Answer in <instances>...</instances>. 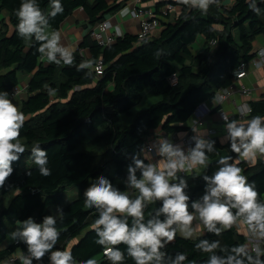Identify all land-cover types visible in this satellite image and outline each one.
<instances>
[{
    "label": "trees",
    "instance_id": "1",
    "mask_svg": "<svg viewBox=\"0 0 264 264\" xmlns=\"http://www.w3.org/2000/svg\"><path fill=\"white\" fill-rule=\"evenodd\" d=\"M121 1L62 0L64 11L50 18L49 28L60 30L77 10L83 11L93 27L118 10ZM20 2L0 0V12H9L12 26L10 33L0 35V90L10 93L20 87L22 76H30L27 98L20 107L26 115L20 137L26 151L13 162L12 175L0 187V264L10 257L16 258L14 264H21L20 257L27 252L22 242L7 243L12 228L29 217L41 223L44 216L55 215L58 207L64 216H57L60 238L54 250H70L77 264L92 257H100L99 264H110L102 246L95 243L92 225L98 213L85 206V193L100 176L125 190L130 156L145 146L153 132H186L197 107L214 100L217 91L235 83L234 71L255 58L254 42L264 37V2L257 0L261 9L257 14L246 0H236L230 7L215 1L206 12L192 8L184 0H172L181 8V14L175 21L163 20L158 36L140 40L127 33L107 47L85 38L81 48L88 49L89 56L77 53L71 65L44 61L36 51L39 42L17 35L15 10ZM39 2L43 12L50 11L48 0ZM165 4L159 3L157 11ZM111 6L114 7L107 12ZM200 36L208 43L194 54L192 45ZM213 40L217 41L215 47L209 44ZM89 58L95 63L103 60V76L96 78L93 70L91 75H85L88 70H77L81 60ZM175 74L178 78L173 84L170 78ZM49 87L55 89L51 95ZM146 91L159 100L134 113ZM251 107L248 120L264 116V97L251 103ZM124 117L131 121L121 122ZM212 140L220 147L215 138ZM37 143L47 152L51 170L48 176L41 175L34 164L24 169L21 166ZM208 155L210 162L217 158V152ZM217 167L218 163L186 176L192 200L204 193L206 182L202 176H211ZM239 167L248 181L254 182L258 199L264 200V160ZM71 187L77 188V195L65 204V193ZM158 206L159 202L149 205L146 219ZM200 239L219 240L221 246L228 247L247 242L234 225L219 236L205 231L193 239H184L178 233L163 251L172 256L185 253V264H204L208 254L194 247ZM33 264L39 262L34 260ZM42 264H50L47 254ZM123 264L134 261L126 258Z\"/></svg>",
    "mask_w": 264,
    "mask_h": 264
},
{
    "label": "clouds",
    "instance_id": "2",
    "mask_svg": "<svg viewBox=\"0 0 264 264\" xmlns=\"http://www.w3.org/2000/svg\"><path fill=\"white\" fill-rule=\"evenodd\" d=\"M48 2L50 11L45 13L39 0H21L15 10L16 33L24 40L39 42L36 51L41 58L56 65H71L73 49L61 42L59 30H48L50 18L64 11L62 0ZM214 2L184 0L185 4L205 12ZM246 3L257 14L261 12L257 0ZM103 27L107 29L110 24L105 22ZM94 64V59H83L77 70H88L85 75H91ZM54 91L49 87V95ZM223 119L226 135L221 143L230 142L231 150L238 154L236 162H232L230 155L221 156L217 170L211 176H202L206 183L198 199L192 200L188 194L186 176L194 170L208 168V154L216 152V141L206 138L207 131L196 128L190 138L192 144L187 148L160 137L132 154L125 190L114 186L105 176H100L88 189L85 206L98 213L92 225L95 243L102 246L110 264H123L126 258H131L134 264H185V253L172 256L163 251L178 233L184 239H193L203 229L219 236L234 225L246 226L249 241L228 247L221 246L219 240L200 239L194 247L208 254L204 264H264V200L258 199L254 182L250 183L238 166L241 160L255 164L258 157H264V116H252L247 123L229 120L227 116ZM25 120V113L13 102L10 93L0 90V187L12 175L13 162L26 151L20 138ZM30 159L41 175H50L47 152L39 143L32 145ZM157 202L159 206L146 219L145 210ZM57 212L63 218V209L58 207ZM19 223L20 227L10 236L13 241L27 245V252L20 257L21 264H33L34 260L42 264L46 254L50 264H77L70 250H54L60 238L56 215L44 216L41 223L32 217ZM119 245L126 247L121 249ZM80 264H97V260L92 257Z\"/></svg>",
    "mask_w": 264,
    "mask_h": 264
},
{
    "label": "built area",
    "instance_id": "3",
    "mask_svg": "<svg viewBox=\"0 0 264 264\" xmlns=\"http://www.w3.org/2000/svg\"><path fill=\"white\" fill-rule=\"evenodd\" d=\"M129 16L131 19L135 20L139 26V30L136 33V36L140 39L154 38L158 36L163 28V20L168 21L170 15L177 13L178 9H181L179 6L168 2L161 9L160 12L157 11L154 7L146 6L143 0H130L128 4ZM180 16V15H179ZM105 22L110 24V27L105 29L103 25ZM119 33L116 27V24L113 19H104L102 22L97 24L92 32L90 33L91 39L97 42L102 47H107L116 42L119 37ZM212 47L217 45V41L213 40L209 43ZM259 65V67H258ZM255 71H264V47L255 52V58L249 63H242L235 71L234 77L236 79L235 83L228 88L221 89L217 91L216 97H222L220 100L214 98V106H210L208 102H202L196 109L189 124V129L184 132L186 135L181 137L180 133L174 134H164L162 133L160 137H166L171 139L173 143H182L185 148L192 144L191 137L195 135L193 128H196L199 131H207V139H214L220 136L221 132L217 129V126H209L207 119L216 111L220 117V124H225L223 116H227L229 120L235 118V120L243 123L252 113L251 99L253 96V89L244 83L245 79L249 77L250 69ZM93 72L95 73L96 78L104 75L105 64L102 59H99L93 66ZM177 75H173L170 78V81L175 84L177 82ZM23 91V88L18 87L10 92V96L15 99L19 98ZM240 95L244 98L241 103H236L233 101V97ZM231 102L233 108L231 111L225 109V105ZM159 137V138H160ZM153 134L148 138L145 146L149 145L152 141L156 140ZM154 159H159V157H154ZM236 162V161H234ZM247 164L250 165L251 162L241 160L238 163L239 165ZM201 170V169H200ZM199 170V171H200ZM197 172L193 171L192 173ZM190 173V174H192ZM190 174H187L190 175ZM180 175H185L181 173ZM250 237L247 238L249 241ZM16 262L15 257H10L2 264H14Z\"/></svg>",
    "mask_w": 264,
    "mask_h": 264
},
{
    "label": "crops",
    "instance_id": "4",
    "mask_svg": "<svg viewBox=\"0 0 264 264\" xmlns=\"http://www.w3.org/2000/svg\"><path fill=\"white\" fill-rule=\"evenodd\" d=\"M90 1L92 3L94 0H90ZM129 1L130 0H122L120 2V4H121L120 8L118 10H116L115 12L108 14L105 18V19H113L114 20L116 27H117V30H118V33L120 34L119 36L127 34V33L136 35V33L139 30V26H138L137 22L135 20L131 19L129 16V8H128ZM171 1L172 0H149L148 2L145 1L144 3L146 6L156 8L159 3H162V2L168 3ZM215 1H220L226 7H230L236 0H215ZM110 3H112V2L110 1ZM112 7H114V6H111L110 8H112ZM180 14H181V9H178L177 13H173L170 15V18L168 19V21H170V22L175 21ZM97 24H99V23H97ZM95 26H93V27L91 26L90 22L87 20V18L83 14L82 10H77L71 16H69L67 18V20L63 23V25L61 26V29L59 30L61 33V37H62L61 42L63 44H65L66 46L70 47L71 49H73L74 55L77 53H80L81 55L89 56V54H90L89 50L81 48V43L83 42V40L85 38L91 39V36L88 33L90 30H93V28ZM48 30L53 31L51 28H49ZM11 31H12V26H11L10 20H9V12L6 10H3L0 12V35L2 33H6V32L10 33ZM207 43H208L207 39L204 36H200L197 39V41L192 45L193 53L194 54L199 53L201 50H203L206 47ZM263 47H264V37L260 36L254 42V52H256L257 50H259ZM43 60L48 62L46 59H43ZM29 81H30V76H22V81H21L20 87L23 88V91H22L21 95L19 96V98L14 100V103L17 104V102H18L17 106L19 109L21 107L22 101L27 98V87H28ZM244 83L253 89V96H252V99L250 101L251 103L258 102L259 100H261L264 97V71H255L254 69L251 68L250 73H249V77L247 79H245ZM146 96H151L152 99L154 100V102L159 100L158 98L154 97L150 93V91L145 92L144 101L146 100L145 99ZM243 100H244V98L241 97L240 95H236L235 97H233V101H235L236 103H241ZM144 101H143V103H144ZM213 101L214 100H212V101L207 100L206 102H208V104L210 106H214ZM142 104L140 106H142ZM139 107H137V108H139ZM232 108H233V104L231 102H228L225 105V109L227 111H231ZM141 110H143V109H141ZM139 111H140V109L138 110V112ZM134 113H136V112L134 111ZM219 121H220V117L216 111L211 113V115L207 119L209 126H217V129L219 130V132H221L220 136L215 138L218 141L220 147L228 150L230 153V156H232L234 161H235L236 155H234L233 151L230 148V142L221 143V139L226 135V131L224 128L225 124H220ZM247 121H248V118L243 123H247ZM121 122H122V119H121ZM201 132H204V130ZM152 134L155 137L159 138L160 135L162 134V132H153ZM260 159L264 160V157H258L257 161ZM257 161H256V163H257ZM32 164L33 163L31 161L30 157H28V158H25L22 160L21 166L24 169V168L29 167ZM255 164L251 163L250 166H254ZM243 165H245V164H243ZM67 192H68L69 196H71V198L73 199L77 195V188L71 187L67 190ZM55 215L58 216L57 209H55ZM193 223L195 224V221ZM16 228H17V226L12 228L13 230L11 229L10 232L14 231ZM245 228H246V226H245ZM204 232L205 231L203 229H201L199 231L198 235L195 234V237L202 235ZM9 238H10V234H9ZM9 238H8L7 243L13 242V241H9ZM99 262H100V259L97 260V264H99Z\"/></svg>",
    "mask_w": 264,
    "mask_h": 264
},
{
    "label": "rangeland",
    "instance_id": "5",
    "mask_svg": "<svg viewBox=\"0 0 264 264\" xmlns=\"http://www.w3.org/2000/svg\"><path fill=\"white\" fill-rule=\"evenodd\" d=\"M146 100L144 101V103L142 104V106H140L139 108H137L136 110H134L136 113L138 112V110L140 109H144V108H147L148 106H150L153 102H154V100L152 99V97L151 96H146V98H145ZM17 105H18V102H17ZM131 121V118H122V122L123 123H128V122H130ZM10 195H12V193L10 194ZM9 195V196H10ZM8 196V197H9ZM72 201V198H71V196H69V194H68V192L67 193H65V204H67V203H69V202H71ZM17 227H20V225H18ZM236 227H237V229L241 232V233H243L247 238L249 237V234H248V231H247V228H245V226L244 225H236ZM13 230V229H12ZM11 233V232H10ZM199 234V232H197L196 233V235H198ZM9 241H13L12 240V238H11V236H10V238H9ZM100 259V257H98V258H96V260H99Z\"/></svg>",
    "mask_w": 264,
    "mask_h": 264
},
{
    "label": "water",
    "instance_id": "6",
    "mask_svg": "<svg viewBox=\"0 0 264 264\" xmlns=\"http://www.w3.org/2000/svg\"><path fill=\"white\" fill-rule=\"evenodd\" d=\"M111 10H112V8L109 9L107 12H110ZM91 32H92V30H90L88 34L90 35ZM135 36H136V35H135ZM157 132H159V131H157ZM215 148H216V152H217V158H216L215 160H213V161L210 162L208 168H209L211 165H214V164L218 163V160H219V158H220L221 156H229V155H230L229 151L226 150V149H223V148H221V147H219V146H217V145H215ZM208 168H207V170H208ZM77 241H79V240H76V241H74V242H77ZM73 244H74V243H73Z\"/></svg>",
    "mask_w": 264,
    "mask_h": 264
}]
</instances>
